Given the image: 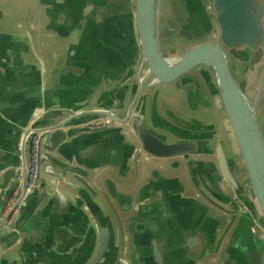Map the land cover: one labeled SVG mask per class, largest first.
<instances>
[{
	"label": "crops",
	"instance_id": "obj_1",
	"mask_svg": "<svg viewBox=\"0 0 264 264\" xmlns=\"http://www.w3.org/2000/svg\"><path fill=\"white\" fill-rule=\"evenodd\" d=\"M73 1L81 0H0V181L2 168L18 162L19 131L41 105H74L100 75L114 77L117 64L131 58L139 61L133 0H119L113 10L77 24L69 22L67 13L47 11ZM210 99V107L197 114L198 106L189 112L185 95H157L156 105L162 114L167 110L180 116L190 113L201 124L213 125L228 152L236 154L221 106L215 96ZM80 134L73 153L91 146L89 158L96 162L106 158L110 174L96 176L102 167L89 172L85 181L91 191L71 174L58 182H41L30 197L32 214L20 229L26 235L18 240L22 248L14 256L17 263L24 259L29 264H86L79 262L85 258L90 237L85 199L93 193L107 221L121 229L124 259L148 258L143 245L151 235L163 233L168 242L180 231L189 233L195 252L207 242V264H264V232L247 212L235 209L231 188L217 179L220 173L213 153L135 157L139 144L127 126H112L87 137ZM124 152L129 154L126 164L118 169L115 157ZM52 155L61 158L57 151Z\"/></svg>",
	"mask_w": 264,
	"mask_h": 264
},
{
	"label": "water",
	"instance_id": "obj_2",
	"mask_svg": "<svg viewBox=\"0 0 264 264\" xmlns=\"http://www.w3.org/2000/svg\"><path fill=\"white\" fill-rule=\"evenodd\" d=\"M167 1L172 7L170 17L159 14L161 5L168 4L163 0H133V38L140 57L138 64L134 58L117 64L114 77L100 75L74 105H41L19 131L18 162L10 168H2L0 181V264H29L24 263V259L17 263L14 256L22 248L18 240L26 235L20 229L32 214L30 197L40 189L41 182L48 184L52 179L58 182L71 174L91 191L85 181L89 172L102 167L95 172L96 176L109 173L104 163L106 158L98 162L89 158L91 146L75 153L73 148L80 133L92 136L112 126H127L131 130L139 144L135 157L140 153L159 158L213 153L220 173L217 179L228 184L233 200L244 207V213L247 212L264 232V132L261 130L264 124V0H208L207 8L200 7L198 13L193 6L188 7L190 16L202 30L206 23H212L214 33L213 38L204 34L187 47L178 46L180 51L175 45L177 36H174L179 31L172 22L177 14V0ZM76 2L53 5L47 11L49 14L67 13L71 16L69 22L77 24L82 18L113 10L119 0ZM196 2L200 4L199 0ZM171 49H174L173 54ZM209 69L215 79L206 74ZM194 71L203 79L210 95L202 93L197 80H190ZM155 86L165 90L180 87L186 92L191 108L194 105L189 99L193 96L206 109L211 105L210 97L215 96L229 125L236 154L228 152L222 137L212 131L213 125L201 124V120L188 113L184 117L170 110L162 114L156 105L159 89L153 93L154 101L150 103V91ZM105 121L107 124L102 125ZM33 134L38 135L36 177L27 190L29 142ZM126 145L133 147L131 143ZM53 151L61 155L59 161L53 158ZM128 155L124 152L115 157L118 169L125 166ZM18 173L20 182L16 178ZM9 181L11 185L7 187ZM93 184L99 192H104L94 181ZM205 184L210 188L207 181ZM85 205L90 215L87 221L90 237L85 258L82 257L80 263L180 264L184 261V264H207L204 259L207 242L195 252L189 244V233L179 234L180 231L168 242L163 233L151 235L152 239H147L143 245L144 250L149 251L148 258L124 259V244L119 240L121 229L107 221V214L93 193L85 199ZM235 209H238L236 205Z\"/></svg>",
	"mask_w": 264,
	"mask_h": 264
},
{
	"label": "flooded vegetation",
	"instance_id": "obj_3",
	"mask_svg": "<svg viewBox=\"0 0 264 264\" xmlns=\"http://www.w3.org/2000/svg\"><path fill=\"white\" fill-rule=\"evenodd\" d=\"M184 1V2H183ZM200 4L196 2V0H177V7H176V17H175V22H176V28L178 29V33H174V36H177V39L175 41V45L178 47L179 44L184 43L185 41H187V39L183 38V37H187L189 39H193L194 43L197 42L199 40L198 37L204 35V34H208V37L210 35V37L213 36L214 33V27L212 23H206L205 28H207V31L202 30V28L196 23V21L194 19H192V17L190 16V13L188 11V7L193 6L192 8H194L195 12H199L200 11V7H204L206 8V0H199ZM186 11V12H185ZM203 21H201L202 23ZM204 24V22H203ZM190 31H195L194 33L197 36H192L190 34ZM207 32V33H204ZM213 38V37H212ZM212 38H209V40L213 41ZM171 53H174V50H171ZM138 64V62H137ZM205 72V71H204ZM206 73V72H205ZM206 74H208L209 76H211L212 78H214V73L212 70L209 69V72H207ZM190 80H197L199 82V89H201L206 95H210L208 92V89L203 81V79H201V77L198 75V73L196 71L192 72L190 74ZM215 79V78H214ZM158 89V86H155L153 88V90H151V95H153V93L155 92V90ZM164 93V95H186V92L183 91L180 87H178L177 89H173L172 90H162V91H158L157 95H162ZM198 95H201V93L199 92ZM218 101V100H217ZM219 104V101H218ZM186 106L188 107L189 105L186 104ZM200 107V106H198ZM204 107V106H202ZM205 108V107H204ZM202 109V108H201ZM200 109V110H201ZM206 109V108H205ZM211 111H214V107L211 106ZM236 207L238 206L237 203L235 202Z\"/></svg>",
	"mask_w": 264,
	"mask_h": 264
},
{
	"label": "built area",
	"instance_id": "obj_4",
	"mask_svg": "<svg viewBox=\"0 0 264 264\" xmlns=\"http://www.w3.org/2000/svg\"><path fill=\"white\" fill-rule=\"evenodd\" d=\"M107 124V121L103 122L102 125ZM37 141H38V135L37 134H33L30 137V147H29V152H30V157H29V167H28V176H27V190H29L35 181V177H36V162H37ZM16 178L18 179V182H20V173L17 174ZM237 203V211L239 213L244 212V207L239 205L238 202Z\"/></svg>",
	"mask_w": 264,
	"mask_h": 264
},
{
	"label": "rangeland",
	"instance_id": "obj_5",
	"mask_svg": "<svg viewBox=\"0 0 264 264\" xmlns=\"http://www.w3.org/2000/svg\"><path fill=\"white\" fill-rule=\"evenodd\" d=\"M163 1H165V2H167L168 4H166L165 6H162L161 5V7H160V9H159V14H160V12H161V15L163 16V17H170V16H172L173 15V13H172V7H170V4H169V2L167 1V0H163ZM184 2V1H183ZM206 6H208V0H206ZM176 5H177V3H176ZM177 7V6H176ZM207 8V7H206ZM186 12V11H185ZM173 21V23H175L176 24V22H175V20L174 19H172ZM195 32V31H194ZM191 33V32H190ZM171 37H173L172 36V34H171ZM186 37V36H185ZM193 43V39H189V38H187V41H185L184 43H182V44H179L178 46L181 48H184V47H187V46H189V45H191ZM177 49L180 51V49L177 47ZM171 50H174V49H171ZM162 95H164V93L162 94ZM194 95H196V94H194ZM154 101V95H151V97H150V103L151 102H153ZM189 102L191 103V104H193L194 106H200V107H198V108H196L195 109V113L197 114V113H202V112H204V107H202V105H201V103H197V101H196V99L194 98V96L192 97V98H190L189 99ZM202 108V110H200ZM191 109H193V108H190L189 109V112H190V110ZM202 111V112H201ZM190 114V113H189ZM185 115H183V117H184ZM190 116V115H189ZM185 120H190V119H188V117H185L184 118ZM261 130H263V132H264V124H262L261 125Z\"/></svg>",
	"mask_w": 264,
	"mask_h": 264
}]
</instances>
